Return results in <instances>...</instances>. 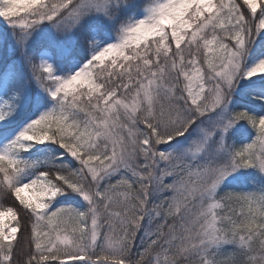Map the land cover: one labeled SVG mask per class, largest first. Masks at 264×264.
Returning a JSON list of instances; mask_svg holds the SVG:
<instances>
[{"label": "snow or ice", "instance_id": "snow-or-ice-1", "mask_svg": "<svg viewBox=\"0 0 264 264\" xmlns=\"http://www.w3.org/2000/svg\"><path fill=\"white\" fill-rule=\"evenodd\" d=\"M0 264H264V0H0Z\"/></svg>", "mask_w": 264, "mask_h": 264}, {"label": "rangeland", "instance_id": "rangeland-1", "mask_svg": "<svg viewBox=\"0 0 264 264\" xmlns=\"http://www.w3.org/2000/svg\"><path fill=\"white\" fill-rule=\"evenodd\" d=\"M25 196H28L29 194L28 193H24Z\"/></svg>", "mask_w": 264, "mask_h": 264}, {"label": "trees", "instance_id": "trees-1", "mask_svg": "<svg viewBox=\"0 0 264 264\" xmlns=\"http://www.w3.org/2000/svg\"><path fill=\"white\" fill-rule=\"evenodd\" d=\"M5 207H7L8 205H4Z\"/></svg>", "mask_w": 264, "mask_h": 264}]
</instances>
